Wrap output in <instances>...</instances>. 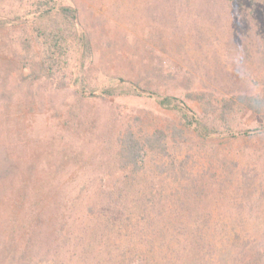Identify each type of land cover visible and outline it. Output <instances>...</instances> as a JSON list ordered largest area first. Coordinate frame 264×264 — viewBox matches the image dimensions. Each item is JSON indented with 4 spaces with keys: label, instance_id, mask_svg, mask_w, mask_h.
<instances>
[{
    "label": "trees",
    "instance_id": "16d2710c",
    "mask_svg": "<svg viewBox=\"0 0 264 264\" xmlns=\"http://www.w3.org/2000/svg\"><path fill=\"white\" fill-rule=\"evenodd\" d=\"M28 1L0 14V30H15L9 40L35 81L66 87L62 76L75 67L74 52H91L79 10L58 0ZM199 1L214 10L225 37L216 44L226 59L263 60L264 68V0ZM179 5L170 2L174 10ZM196 15L206 26L207 13ZM184 64L173 71L181 73ZM166 68L161 62L155 71ZM119 79L138 95L156 97L175 119L152 127V118L139 114L113 117L117 123L94 132L95 141L64 143L80 138L84 120L93 117L64 105L72 124L57 130L46 160L6 155L1 161L0 264H264V240L252 237L245 219L259 210L250 201L263 182L256 171L253 176L250 160L223 157L236 140L264 134V81L261 90L244 92L193 87L199 112L185 98L161 92L153 79ZM69 83L77 86L78 102L116 93L112 79L101 87L77 74ZM247 110L259 120L256 134L239 127ZM212 202L223 209L219 216L233 211L236 218L215 220Z\"/></svg>",
    "mask_w": 264,
    "mask_h": 264
},
{
    "label": "rangeland",
    "instance_id": "374dc122",
    "mask_svg": "<svg viewBox=\"0 0 264 264\" xmlns=\"http://www.w3.org/2000/svg\"><path fill=\"white\" fill-rule=\"evenodd\" d=\"M58 1L78 8L81 31L90 38L91 52L81 48L74 52L72 60L76 61L75 67L62 76V84L68 86L58 88L51 80L35 81L31 69L18 60L14 43L9 40L15 35V30H0V167L6 155L14 159L20 155L29 156L35 162L46 160L52 151L53 140L58 137L57 130L72 124L64 117L63 106L66 104L77 108L79 113L83 111L87 118L93 117L84 120L80 138L70 140L65 137L64 143L93 142L96 137L93 133L103 130L108 122L117 123L114 121L116 117L120 120L126 115L139 114L146 119L152 118L149 121L152 127L175 119L172 112L160 106L156 97L134 93L132 87L121 82L119 77L140 79L142 82L153 79L151 84L159 86L161 92L185 98L199 112H202V107L191 95L193 87L201 86L215 94L261 90L263 87V60H227L217 48V38L223 40L225 37L221 36L222 29L215 23L214 10L207 12L205 7L200 6L199 0H176L180 3L176 10L170 6L171 0ZM29 2L23 0L22 5L27 6ZM187 3L193 7L184 11L183 6ZM19 4L20 0H7L1 5L0 14H8ZM209 4L214 3L211 1ZM196 5L199 6L197 11ZM198 12L207 13L206 26L201 25L196 15ZM20 48L18 46L17 50ZM161 62L167 65V71L157 74L155 69ZM179 63L187 64L182 65L181 73L173 71ZM249 69L251 71H247ZM77 74H85L89 81L101 87L112 79L116 93L105 99L78 102L75 100L77 86L69 83ZM247 74H254L255 77L249 80ZM29 80L31 84L28 85ZM259 125V120L251 111L247 110L241 116L239 127L256 134L260 132L256 130ZM225 150L227 155L223 157L227 159L236 157L243 159V163L250 160L253 176L256 171L259 174L257 182H263L250 201L251 206L259 210L245 219L251 225L252 237L264 240V151L260 152L264 150V134L252 138L245 136ZM240 198L236 203L242 200ZM216 205L218 202L211 203L216 212L215 220L218 217L228 221L236 218L233 211V215L222 212L224 216H219V211L223 209ZM254 225H258L256 233L252 231Z\"/></svg>",
    "mask_w": 264,
    "mask_h": 264
}]
</instances>
